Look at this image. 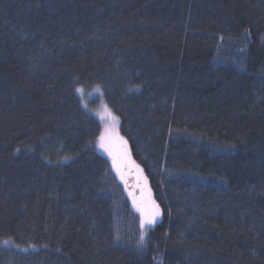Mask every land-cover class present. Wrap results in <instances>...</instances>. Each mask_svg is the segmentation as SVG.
<instances>
[{"label":"trees","instance_id":"1","mask_svg":"<svg viewBox=\"0 0 264 264\" xmlns=\"http://www.w3.org/2000/svg\"><path fill=\"white\" fill-rule=\"evenodd\" d=\"M0 264H264V0H0Z\"/></svg>","mask_w":264,"mask_h":264},{"label":"snow or ice","instance_id":"2","mask_svg":"<svg viewBox=\"0 0 264 264\" xmlns=\"http://www.w3.org/2000/svg\"><path fill=\"white\" fill-rule=\"evenodd\" d=\"M79 79L77 78V81L75 83H78ZM96 90L99 91V86H96ZM84 91V89L82 87H76L75 88V92L77 94H82ZM105 111L107 113V118L114 124L118 122V118L114 115L111 114L110 111L107 110V108H105ZM101 119H105L104 116H101ZM106 139L109 140L110 142V136H109V132L108 130H106L105 134H102L99 138V143H98V147H100L101 149H103L105 152L108 153L109 157L112 160V167L116 172V175L121 179L122 182L125 183V185L127 184V182L124 179V175L122 173V166L124 164V162L128 159V152H127V141L122 140L121 138V144L123 145V151L119 154V157L113 153L112 149L109 147V143H106ZM17 151H19V149H17ZM68 158L65 157V160H67ZM59 163H63V161H60ZM138 171H142L139 169V166H136ZM146 180V178H145ZM139 183V181H138ZM141 191L143 192V188L141 189ZM129 197L132 198V203H133V207L135 208V210L140 214V229H141V233H140V237H139V241L137 242V248L138 249H143L144 244V232H145V226L146 225H151L153 223H155L156 217L160 214L159 212V207L158 205L155 204L154 201H152L150 198L145 200L143 198V196L140 198V200H137V198L135 197L134 193L129 191L128 192ZM117 240H119V237L117 236ZM8 241H4V244H8ZM22 251H27V249H21Z\"/></svg>","mask_w":264,"mask_h":264},{"label":"rangeland","instance_id":"3","mask_svg":"<svg viewBox=\"0 0 264 264\" xmlns=\"http://www.w3.org/2000/svg\"><path fill=\"white\" fill-rule=\"evenodd\" d=\"M78 95L80 96L84 107L87 110H89L94 116H96L98 121L100 122V125H101L100 136L102 134H105L106 130H108L111 143L112 141L119 140L120 135L118 132V122L113 124L107 118V113L105 111V108H107V106L105 105V102L103 101L100 90L97 91L96 87H91V88L84 89L83 93L78 94ZM107 110L110 111L108 108ZM101 116H104L105 119L102 120ZM99 138L94 142V147L98 150L99 154L107 157V152H105L103 149L98 147ZM110 142L108 139H106V143H109V146H110ZM138 215L140 219V214L138 213ZM147 227L148 225L145 226V229H147Z\"/></svg>","mask_w":264,"mask_h":264}]
</instances>
